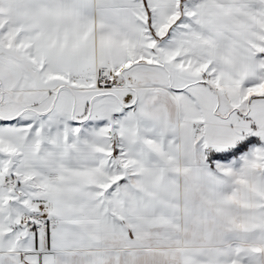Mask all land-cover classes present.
<instances>
[{
    "label": "snow or ice",
    "instance_id": "snow-or-ice-1",
    "mask_svg": "<svg viewBox=\"0 0 264 264\" xmlns=\"http://www.w3.org/2000/svg\"><path fill=\"white\" fill-rule=\"evenodd\" d=\"M0 264H264V0H0Z\"/></svg>",
    "mask_w": 264,
    "mask_h": 264
}]
</instances>
